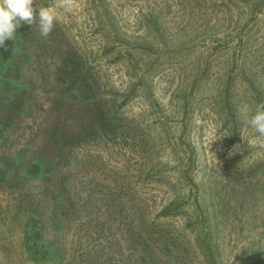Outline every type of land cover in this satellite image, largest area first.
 Wrapping results in <instances>:
<instances>
[{
  "label": "rangeland",
  "instance_id": "rangeland-1",
  "mask_svg": "<svg viewBox=\"0 0 264 264\" xmlns=\"http://www.w3.org/2000/svg\"><path fill=\"white\" fill-rule=\"evenodd\" d=\"M55 15L0 48V264H264V0Z\"/></svg>",
  "mask_w": 264,
  "mask_h": 264
},
{
  "label": "clouds",
  "instance_id": "clouds-1",
  "mask_svg": "<svg viewBox=\"0 0 264 264\" xmlns=\"http://www.w3.org/2000/svg\"><path fill=\"white\" fill-rule=\"evenodd\" d=\"M71 4L72 0H52L50 6H42L39 0H0V48L7 50L5 41H14L17 29L25 24L36 25L40 35L47 38L56 26L55 9L67 10ZM241 111L249 114L247 123L256 133L250 147L264 149V102L245 104Z\"/></svg>",
  "mask_w": 264,
  "mask_h": 264
},
{
  "label": "trees",
  "instance_id": "trees-1",
  "mask_svg": "<svg viewBox=\"0 0 264 264\" xmlns=\"http://www.w3.org/2000/svg\"><path fill=\"white\" fill-rule=\"evenodd\" d=\"M47 6H49V4H47Z\"/></svg>",
  "mask_w": 264,
  "mask_h": 264
}]
</instances>
